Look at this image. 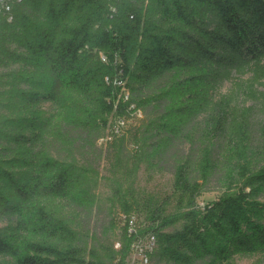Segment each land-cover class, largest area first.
<instances>
[{"label":"trees","instance_id":"16d2710c","mask_svg":"<svg viewBox=\"0 0 264 264\" xmlns=\"http://www.w3.org/2000/svg\"><path fill=\"white\" fill-rule=\"evenodd\" d=\"M15 11L13 22L0 19V256L126 264L127 225L121 253L103 254L79 243L57 202L88 201L75 151L93 147L111 117L148 109L136 162L172 168L179 211L129 188L117 200L125 215L144 213L155 261L264 254V153L255 165L251 108L241 119L231 101L214 100L233 72H252L254 96L264 81V0H29ZM45 101L56 109L48 117ZM215 175L236 190L196 208Z\"/></svg>","mask_w":264,"mask_h":264},{"label":"rangeland","instance_id":"374dc122","mask_svg":"<svg viewBox=\"0 0 264 264\" xmlns=\"http://www.w3.org/2000/svg\"><path fill=\"white\" fill-rule=\"evenodd\" d=\"M252 72H233L230 79L217 87L214 100L231 101L230 108L235 116L242 119V113L251 108V147L257 151L252 160L257 165L261 163L260 153H264V105L260 92L264 90V81L256 82L253 86ZM43 117H48L56 111L55 106L48 101L41 104ZM230 110V109H229ZM152 115L145 110H138L131 116L125 117V124L118 123V117H111L110 124L93 135V147L78 148L72 160L82 170V187L88 195L85 204L74 201H58L59 210L70 223L71 228L78 236L79 243L88 248H96L103 254L108 250L121 253L122 232L125 221L119 219L122 209L117 200V189L123 192L129 188L141 200L151 197L160 204L165 203L167 214H176L179 211L173 191V172L169 165L152 167L148 162L137 163L140 155L136 147V137L147 124ZM203 116L199 117L202 120ZM185 152L189 146H185ZM259 152V153H258ZM64 156V160H69ZM236 187L228 189L220 175H215L204 186L202 193L197 197L196 208L202 209L201 204L208 200L217 199L227 191H235ZM137 229L143 232L146 221L142 211L136 212ZM5 223L0 222V227ZM180 228V225L169 227L168 231ZM143 234V233H142ZM130 242V249L126 254V264H132L134 236ZM0 264H14L9 256H0ZM158 264V263H156ZM202 264V263H194ZM231 264H264V254L257 253L248 256H236Z\"/></svg>","mask_w":264,"mask_h":264},{"label":"built area","instance_id":"2783aa9c","mask_svg":"<svg viewBox=\"0 0 264 264\" xmlns=\"http://www.w3.org/2000/svg\"><path fill=\"white\" fill-rule=\"evenodd\" d=\"M29 0H0V19L6 22H13L15 19V9L17 6ZM120 125L125 124V117H118ZM204 208V204H201ZM119 219L125 221L128 226L129 235H133L135 244L133 245L132 264H156L153 254L155 253L158 243L154 234H141L137 229V219L135 214H120ZM124 225V226H125Z\"/></svg>","mask_w":264,"mask_h":264}]
</instances>
